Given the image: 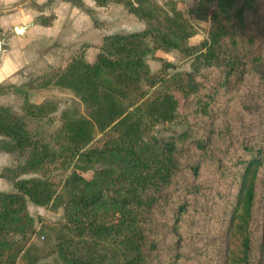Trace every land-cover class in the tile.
Returning a JSON list of instances; mask_svg holds the SVG:
<instances>
[{"label": "trees", "instance_id": "obj_1", "mask_svg": "<svg viewBox=\"0 0 264 264\" xmlns=\"http://www.w3.org/2000/svg\"><path fill=\"white\" fill-rule=\"evenodd\" d=\"M118 2L142 29L103 35L92 61L82 44L25 82L68 99L22 96L19 114L0 104V151L22 159L0 168L12 185L0 264H264V0H193L188 15L175 0ZM190 18L210 21L198 44ZM156 50L191 70L156 57L151 71ZM13 90L0 82V96ZM27 200L63 209L41 243Z\"/></svg>", "mask_w": 264, "mask_h": 264}, {"label": "crops", "instance_id": "obj_2", "mask_svg": "<svg viewBox=\"0 0 264 264\" xmlns=\"http://www.w3.org/2000/svg\"><path fill=\"white\" fill-rule=\"evenodd\" d=\"M83 2L93 7L91 0ZM50 13L55 16L51 24H40L39 16ZM95 31L97 28L88 13L63 0H0V82L23 88L31 74L58 64L63 55L79 45L92 43ZM106 34L110 33L103 32L95 39L99 41ZM25 91L33 102L49 94L44 89ZM10 159L11 154L0 151V168L11 163ZM11 188L9 181L0 178V189Z\"/></svg>", "mask_w": 264, "mask_h": 264}, {"label": "rangeland", "instance_id": "obj_3", "mask_svg": "<svg viewBox=\"0 0 264 264\" xmlns=\"http://www.w3.org/2000/svg\"><path fill=\"white\" fill-rule=\"evenodd\" d=\"M93 3V7H91V14H89L92 17L94 26L97 28V31L93 33L92 37V45L89 46L86 51H85V59L88 58H94L97 49L95 44L98 43L97 39H95L97 36H101L102 33H123V32H130V31H136L140 30L144 27V23L142 21L137 20L133 15L129 14L126 10V8L123 6L122 3L118 2V0H110L109 2L106 3L105 6H96L94 4V1L91 0ZM159 1H166V0H159ZM178 7L183 11L185 15H188V11L191 8V5L193 3V0H175ZM191 21L196 25L197 27V32L194 34L190 39H189V44H198L203 37L206 35L207 30L210 25V21H202V20H195L194 18H190ZM101 32V33H100ZM84 44V43H83ZM80 47L82 46L79 45ZM76 47L80 48V47ZM74 50V49H73ZM71 50L70 52H72ZM69 52V53H70ZM67 53V54H69ZM65 54V55H67ZM64 56V55H63ZM62 56V57H63ZM88 56V57H87ZM156 57H162L164 59L169 60L170 62L173 63L174 67L173 69H170V71L173 70H186L189 71L191 70V60L186 59L185 56L180 53L177 50H171V51H162V50H156L154 53V56H148L147 57V62L151 68V71L156 70L160 66V61L156 59ZM51 66L48 65L45 67L42 71L36 72L31 74L29 77L33 75H38L46 69ZM27 78V79H28ZM26 79V80H27ZM26 82V81H25ZM12 85V84H11ZM39 90V89H44L49 91L48 95H58V96H63L66 100L68 97H70V94L67 91H59L58 89L55 88H39V89H32V88H27L25 83L23 88H18L14 86V90L12 93L8 95H3L0 96V104L5 103L8 104L10 109L14 113H21L20 110V100L22 96L27 97V93L24 90ZM46 95V96H48ZM10 98H5L9 97ZM45 97V96H44ZM43 97V98H44ZM28 98V97H27ZM42 98V99H43ZM41 99V100H42ZM40 100V101H41ZM65 102V101H64ZM64 102L59 105V111L64 108ZM186 126L184 124H176V125H167L164 130H161L158 132V136H166V135H172L175 133H178L182 130H184ZM22 159L18 158L16 155L11 154V163L7 164L9 165H14L16 163H19ZM8 162V161H6ZM0 191H3V189H0ZM27 207L30 215L33 216L34 221H35V231L33 234H31V239L34 242L41 243L42 241L47 240L46 236L44 235V232L42 228L46 225H49L52 222H55L57 220H62L63 218V209L62 207H58L57 209H52V208H46L43 206H38L31 202L30 200H27ZM46 260H55L59 264H66L59 256L57 255H51L49 256Z\"/></svg>", "mask_w": 264, "mask_h": 264}, {"label": "water", "instance_id": "obj_4", "mask_svg": "<svg viewBox=\"0 0 264 264\" xmlns=\"http://www.w3.org/2000/svg\"><path fill=\"white\" fill-rule=\"evenodd\" d=\"M0 47H1V42H0ZM1 50V49H0Z\"/></svg>", "mask_w": 264, "mask_h": 264}]
</instances>
